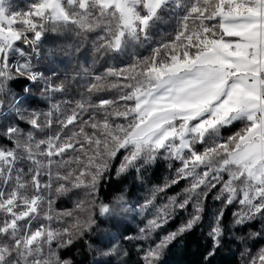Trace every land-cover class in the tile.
Masks as SVG:
<instances>
[{"label":"trees","instance_id":"1","mask_svg":"<svg viewBox=\"0 0 264 264\" xmlns=\"http://www.w3.org/2000/svg\"><path fill=\"white\" fill-rule=\"evenodd\" d=\"M32 1L8 3L17 11ZM227 7L226 0H167L120 47L122 18L113 6L91 2L74 21L49 12L38 19L42 77L30 85L0 67V149L9 154L0 161V264H252L264 246V208L243 218L239 200L223 194L230 166L198 187L173 159L121 168L119 148L147 62L197 19L213 27L214 39H233L221 26ZM228 155L218 154L217 166ZM37 196L38 210L19 220ZM40 227L41 238L26 243Z\"/></svg>","mask_w":264,"mask_h":264},{"label":"rangeland","instance_id":"2","mask_svg":"<svg viewBox=\"0 0 264 264\" xmlns=\"http://www.w3.org/2000/svg\"><path fill=\"white\" fill-rule=\"evenodd\" d=\"M166 1L33 0L28 8L16 11L10 3L0 0V35L10 42L17 39V30L26 24L27 9H31L34 20L36 18V29L38 19L46 12L56 21H74L87 12L90 3L94 2L105 8L113 6L119 11L123 26L117 39V47H120L125 35L135 34L140 28L145 29ZM234 1L226 0L229 7L220 9L221 26L225 33H240L246 42L257 43L249 48V52H262L259 61L250 60L264 67V0H237L238 4ZM213 31L210 24L197 19L186 33L167 42L154 59L147 62L148 66L134 86V103L124 112L132 117V129L119 147L123 151L121 168L154 162L157 157L173 159L180 164V176L193 178L199 187L208 181L207 176L209 180L222 177L227 164L231 167V175L225 181L223 194L224 191L227 193L228 200H239L242 217L249 219L264 208V143L253 140L261 131L257 124L259 113L264 131V103L260 101V95L264 96V82L250 81L256 74L254 69L229 67L231 69L227 73L234 77L231 82L237 80L225 103L221 105V100L209 101L195 115L177 113V108H185L184 98L189 95L187 92H176L178 78L200 75L208 63L213 64L212 70L207 72L210 75L213 73L215 78L220 79V71H225V68H220L213 53L217 42L224 39H214ZM232 57L240 61L246 59L239 51ZM208 73H201L204 74L203 81L211 83L212 76ZM180 95L181 98L177 100ZM201 95V92L193 91L189 96L197 101ZM247 95L252 96L257 105L249 107L248 117L245 118L242 114L247 108ZM206 105L210 106L208 110H204ZM237 122V127L224 130ZM197 142L203 143L200 150L195 146ZM113 144H116L115 140ZM223 152H229L228 159L217 166L215 158ZM8 155L2 151L0 161ZM39 203L32 201L28 208L19 211L17 218L21 220L32 211H37ZM6 204L10 207L13 205L11 202ZM42 235L43 229L40 227L26 235L25 242H33ZM252 264H264V246L256 253Z\"/></svg>","mask_w":264,"mask_h":264},{"label":"crops","instance_id":"3","mask_svg":"<svg viewBox=\"0 0 264 264\" xmlns=\"http://www.w3.org/2000/svg\"><path fill=\"white\" fill-rule=\"evenodd\" d=\"M223 23L225 25V20L223 21ZM226 35L229 37H232L233 39L218 41L216 48L213 50V53L215 54V60H218V65L220 66V68H225V71L224 70L220 71V74H221L220 79L215 78L213 73H211V75H210V73L207 72V71L212 70V64L213 63L206 64V67H204L205 71L202 70L200 72L201 76L192 74L190 76L182 77L181 79L178 78V85L176 87V92H178V94H179V92H182V93L187 92L189 95H191L193 91L201 92V94H202L201 95L202 97L197 99V101L192 100V98L189 95H187L184 98L185 108H177V113L179 115H185L186 113L191 114V115H195V114L199 113V111H201L202 106L207 104V102L214 101L215 98L220 93L225 82L230 78L229 76H233V74L227 73V70L231 69L229 67L241 66L247 70H253L254 69L255 72L258 70V66L260 64H256L255 62H253L252 60H250L246 56L247 53H249V48L256 46L257 43L246 42L240 33H229V32H227ZM230 46H234L237 49V52L239 51V53L241 55H243L244 57H246V59L240 61V60L232 57L234 55L228 52V48H230ZM241 52H243V53H241ZM253 60H256V59H253ZM202 72H206L210 76H212L210 78V80H212L211 83L203 81L202 76L204 74H201ZM235 80H237V79H235ZM235 80H233L229 84V86L225 92L224 97L221 99V103H220L221 105L227 101L230 90L232 88L233 83H235ZM179 82H180V85H179ZM247 96H248V99L246 100L247 101L246 102L247 108L245 106L246 110H244V112L242 114V116L245 118L248 117V113L250 111L249 107H251V105H257L254 102V100L252 99V96L251 97L249 95H247ZM179 98H181V95H180V97H178L177 100H179Z\"/></svg>","mask_w":264,"mask_h":264},{"label":"built area","instance_id":"4","mask_svg":"<svg viewBox=\"0 0 264 264\" xmlns=\"http://www.w3.org/2000/svg\"><path fill=\"white\" fill-rule=\"evenodd\" d=\"M234 3L238 4V1L235 0ZM26 15V24L17 30L19 36L14 42H10L8 39L0 36V65L7 66L27 78L31 85L42 76V72L35 68V63L41 56V43L39 35L35 34V25L31 16V10H27ZM230 50L232 52L236 51L234 47H231ZM12 51L13 55L9 57ZM255 56V52L249 54L250 58H254ZM252 80L263 82L264 68H260ZM261 100H264V96L261 97ZM257 118L260 120V115ZM254 141L263 142L264 132H261L259 137H255Z\"/></svg>","mask_w":264,"mask_h":264},{"label":"water","instance_id":"5","mask_svg":"<svg viewBox=\"0 0 264 264\" xmlns=\"http://www.w3.org/2000/svg\"><path fill=\"white\" fill-rule=\"evenodd\" d=\"M209 107H210V106H208V105H207V106H205V110H208V109H209Z\"/></svg>","mask_w":264,"mask_h":264}]
</instances>
